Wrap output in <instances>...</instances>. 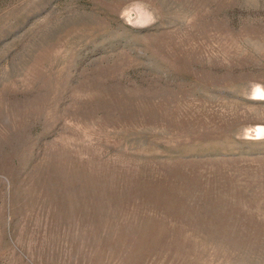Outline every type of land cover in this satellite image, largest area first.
Listing matches in <instances>:
<instances>
[{"label":"rangeland","instance_id":"1","mask_svg":"<svg viewBox=\"0 0 264 264\" xmlns=\"http://www.w3.org/2000/svg\"><path fill=\"white\" fill-rule=\"evenodd\" d=\"M257 126L264 0H0V264H264Z\"/></svg>","mask_w":264,"mask_h":264},{"label":"clouds","instance_id":"2","mask_svg":"<svg viewBox=\"0 0 264 264\" xmlns=\"http://www.w3.org/2000/svg\"><path fill=\"white\" fill-rule=\"evenodd\" d=\"M142 7H144L145 12L147 13L146 18L144 19H137L135 22H133L132 19H126L125 15L122 11L120 18L124 21V23H126L127 25H129L130 27L133 28H145V27H149L151 24L155 23V18L152 14V12L147 8V5H142ZM257 127H262L264 128V126H257ZM257 139H260V137L258 136Z\"/></svg>","mask_w":264,"mask_h":264}]
</instances>
